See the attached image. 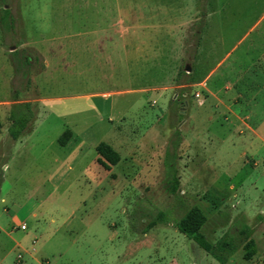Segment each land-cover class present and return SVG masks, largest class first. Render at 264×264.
<instances>
[{
  "label": "rangeland",
  "instance_id": "rangeland-1",
  "mask_svg": "<svg viewBox=\"0 0 264 264\" xmlns=\"http://www.w3.org/2000/svg\"><path fill=\"white\" fill-rule=\"evenodd\" d=\"M263 3L210 0L204 21L206 0H0V264H264V146L241 154L246 132L189 85L220 60L234 91L244 44L229 49ZM17 102L29 123L11 139ZM192 206L207 251L173 225Z\"/></svg>",
  "mask_w": 264,
  "mask_h": 264
},
{
  "label": "crops",
  "instance_id": "crops-1",
  "mask_svg": "<svg viewBox=\"0 0 264 264\" xmlns=\"http://www.w3.org/2000/svg\"><path fill=\"white\" fill-rule=\"evenodd\" d=\"M209 3L210 0H206V11L205 14H203L204 21L211 14L217 11L213 8H209ZM200 32L201 31H199V34ZM241 43H243L244 46L240 58L244 57V59L240 61L238 65L239 71L235 77V81L231 83L232 86H235L234 91L226 93L225 96V93H223L221 89H229L228 81H223L221 86H216V83L212 79V76L215 74L219 66H221L220 60L217 61L202 78L191 80L189 85L199 88L200 93H197L196 98V105L198 107H202L200 105L205 103L203 106L206 108V110L208 109V112H211L215 109L213 107L218 105L223 106L225 112L232 115L234 118L235 128L232 126V129L236 130V132L241 134V136L244 132H246V136H242L243 149L241 150V154L246 156L247 151L256 153V148L259 146H264V108L262 111L257 110L255 112L251 107H247V105L249 106V103L259 93H264V3L260 7L259 11H257V16L253 22H251L250 25L242 30L238 39H236L235 43L230 47L229 50L235 48ZM197 47L198 42L195 53ZM225 55H227V53ZM189 71L191 72V69ZM223 95L225 96L224 98ZM262 97L264 103V95ZM210 98L215 99L216 104H210L208 102V99ZM243 110H245V112H242ZM255 113H259V116H261L253 123L250 121V117ZM254 141L260 143H257V145L254 143ZM11 159L12 154L7 157L8 162H10ZM8 162L4 160L1 164V168H6ZM257 162H260V164L264 165V155L260 157ZM0 200L2 201V199ZM6 210H8V208H6ZM13 219H16V217L14 216ZM22 225L24 226L23 223ZM18 243L19 242L15 241V245H18Z\"/></svg>",
  "mask_w": 264,
  "mask_h": 264
},
{
  "label": "trees",
  "instance_id": "trees-1",
  "mask_svg": "<svg viewBox=\"0 0 264 264\" xmlns=\"http://www.w3.org/2000/svg\"><path fill=\"white\" fill-rule=\"evenodd\" d=\"M10 23L9 10L7 8L0 7V25L3 27L8 26ZM12 53H17L13 50ZM24 62L28 63V56L24 58ZM30 109L28 102H17L11 106L9 111L10 124L7 128V134L11 139H16L18 136L26 132L29 123ZM71 135V131L66 128L63 130L60 136L57 138V142L60 145H65ZM97 153L96 162L105 169H109L110 165L116 164L119 160L118 153L107 143L99 142L94 147ZM176 179L173 178L169 184V192L173 193L176 188ZM162 213H158L157 220H151L146 225L145 230L150 228L161 220ZM205 222V216L203 212L192 206L187 209L177 220L173 222L174 227L183 235L191 239L199 248L207 251L210 247L205 236L201 232V227ZM252 240H249L245 246L244 258H249L253 253L251 248Z\"/></svg>",
  "mask_w": 264,
  "mask_h": 264
},
{
  "label": "water",
  "instance_id": "water-1",
  "mask_svg": "<svg viewBox=\"0 0 264 264\" xmlns=\"http://www.w3.org/2000/svg\"><path fill=\"white\" fill-rule=\"evenodd\" d=\"M184 70H185V71H189V70H190V67H189V66H185V67H184Z\"/></svg>",
  "mask_w": 264,
  "mask_h": 264
}]
</instances>
